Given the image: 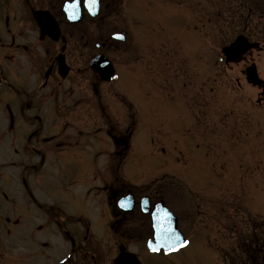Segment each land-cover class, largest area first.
<instances>
[{
    "label": "rangeland",
    "instance_id": "1",
    "mask_svg": "<svg viewBox=\"0 0 264 264\" xmlns=\"http://www.w3.org/2000/svg\"><path fill=\"white\" fill-rule=\"evenodd\" d=\"M131 1V63L116 85L130 100L132 136L123 160L111 166L118 168L124 188L138 196L157 183L168 185L162 190L173 196L165 199L190 238L188 247L171 256L143 253L142 258L145 264L256 263L245 244L264 239V0ZM242 34L256 47L240 63L220 61L222 48ZM245 60L247 70L242 71ZM116 61L122 65L120 54ZM110 99L109 105L118 107L117 99ZM72 132L76 137L73 128L65 135ZM12 139L9 135L4 142L2 161L15 162L18 156L8 154ZM80 140L81 145L71 139L59 153L46 154L45 162L37 161V170L23 177L35 201H62L69 212L81 208L100 237L98 217L107 216L108 209L102 194L87 197L86 191L92 169L107 166L105 155L91 162L106 145L102 137ZM82 166H87L85 174L79 171ZM12 170L2 168L0 176V236L10 245L0 252V264H29L27 235L34 231L37 211ZM6 232L11 235L3 236ZM33 234L45 241L43 233ZM53 236L52 264L59 250L67 249L60 235ZM104 241L100 246L108 252L111 238ZM140 242H129V249L140 253ZM11 247L23 259L13 262Z\"/></svg>",
    "mask_w": 264,
    "mask_h": 264
},
{
    "label": "flooded vegetation",
    "instance_id": "2",
    "mask_svg": "<svg viewBox=\"0 0 264 264\" xmlns=\"http://www.w3.org/2000/svg\"><path fill=\"white\" fill-rule=\"evenodd\" d=\"M67 1L70 2L0 0V155L8 146L4 142H9V135L13 136L10 142L13 150L8 154H18L15 162H5L0 157V176L3 175L2 168L13 169L17 180L23 182L34 212L37 211V216H32L34 231L27 235V242L32 247V252L26 255L29 264H40L41 258L44 264H52L55 234L62 237L61 245H66L67 249L65 252L59 250L54 264H115L120 247L122 252L129 251L137 257L134 260L129 257L126 264H132V261L145 264L142 254H154L147 251L142 240L151 237L153 229L150 212H141L139 198L147 196L151 206L162 201L171 208L165 199L171 191L162 190L168 185L157 183L153 190L138 196L124 188L126 183L120 179L118 168L111 166L112 162L119 160L120 163L125 157L130 140L128 108L131 104L116 84L123 73L129 72L126 67L131 63L130 29L135 10L130 7L131 0H100L96 16L92 17L82 5L80 20L72 22L63 9ZM121 5L126 8L123 17ZM114 33L124 35V41L114 39ZM118 54L123 58L122 65L116 61ZM95 56H102L112 63L116 73L114 80H103L99 72L93 71L90 61ZM110 98L117 99L118 107L109 105ZM55 124H59V128L49 135ZM67 128L75 129L77 136H73L74 132L65 135ZM84 137L97 140L102 137L101 141L106 145L101 153L93 154L91 162L93 164L100 155H105L107 166L92 169L89 176L92 183L86 191V195L93 194L92 197L102 194L100 200H105L108 209L107 216L100 214L98 217L96 226L100 237L92 231L91 222L82 215L81 208L69 212L62 201L51 204L35 201L36 197L25 186L27 182L23 177L31 176L37 170L36 162H45L46 154L59 153V149L69 146L71 139H75L74 144L81 145L84 141L80 142V139ZM85 148L88 149V145ZM9 155H4L8 158L5 160L12 158ZM79 171L85 174L87 166H82ZM126 193H131L136 202L129 212L117 207V199ZM177 219L180 221V215ZM137 227H140L138 235ZM35 231L45 235L44 242L33 237ZM5 234L11 235L6 232L3 236ZM105 236H109L113 244L107 247L108 252L100 246ZM46 240H50L51 245ZM3 241L4 237L0 236V252L8 245ZM131 241L141 243L140 253L129 249ZM36 247L41 254L38 255ZM11 251L15 252L14 257L11 256L13 262L23 259L18 256V249L11 247Z\"/></svg>",
    "mask_w": 264,
    "mask_h": 264
},
{
    "label": "snow or ice",
    "instance_id": "3",
    "mask_svg": "<svg viewBox=\"0 0 264 264\" xmlns=\"http://www.w3.org/2000/svg\"><path fill=\"white\" fill-rule=\"evenodd\" d=\"M98 3L99 0H70V2L65 5L64 11L68 14V19L76 20L79 18L82 5L85 9L92 12L93 15H96L94 9ZM224 51L228 53L230 58L234 59L237 63H240L243 47L234 46L232 49L225 48ZM241 70H247L246 60L244 61ZM121 207H125L123 202H121ZM170 221L171 216L167 213L165 214V219L163 222L159 216L154 218L156 243L149 242L148 246L151 251L160 252L163 250L168 254H171L174 251H179L182 248L188 247L190 244V241H188L186 238H181L176 233V230L172 227Z\"/></svg>",
    "mask_w": 264,
    "mask_h": 264
},
{
    "label": "water",
    "instance_id": "4",
    "mask_svg": "<svg viewBox=\"0 0 264 264\" xmlns=\"http://www.w3.org/2000/svg\"><path fill=\"white\" fill-rule=\"evenodd\" d=\"M99 4V3H98ZM98 4H97V6H96V8L94 9V11L96 12V14H97V12H98ZM66 5V4H65ZM65 5H64V8H65ZM91 14H92V12H91ZM67 16H68V14H67ZM95 16V15H94ZM80 17H81V15L79 16V18L78 19H76V20H79L80 19ZM76 20H72V21H76ZM234 46H237V47H243V52L241 53V55L246 51V50H248V49H250V48H252L254 45L253 44H251L245 37H243V36H238L236 39H235V41L234 42H232L231 44H229L228 46H226V47H224L223 49H222V51H223V53H224V55L226 56V60L228 61V62H233V61H235L234 59H232V58H230L229 57V55H228V53L227 52H225L224 51V49L225 48H228V49H232ZM103 59V58H102ZM100 57L99 58H95V59H93L92 60V62H91V67L94 69V70H96V71H98L100 74H101V76H102V78L103 79H105V80H110L111 78H113L114 77V70H113V68H112V66H111V64L110 63H107L106 64V62L104 61V60H102ZM122 202V200L120 201V203ZM119 203V204H120ZM125 205V207H123V208H125L126 210H129L130 209V207L128 206V205H126V204H124ZM147 207V209H148V205L146 206ZM170 214V216H171V225H172V227L173 228H175V230H176V233L181 237V238H183V236H182V234L177 230V226H176V218L174 217V216H172V214L160 203V204H158L157 206H156V209L154 210V212L152 213V222H153V224H154V218L156 217V216H159L160 218H161V221L163 222L164 221V219H165V214ZM149 242H152V243H156V240H155V236H154V238L153 239H151V240H148V242H147V247L149 248ZM150 249V248H149ZM126 259H129V257L128 256H125V255H123L122 253H121V255L117 258V260H116V263L117 264H126ZM132 264H134V262L132 261Z\"/></svg>",
    "mask_w": 264,
    "mask_h": 264
},
{
    "label": "trees",
    "instance_id": "5",
    "mask_svg": "<svg viewBox=\"0 0 264 264\" xmlns=\"http://www.w3.org/2000/svg\"><path fill=\"white\" fill-rule=\"evenodd\" d=\"M262 246H264V242L262 240H259V248H262ZM262 264H264V263H262Z\"/></svg>",
    "mask_w": 264,
    "mask_h": 264
},
{
    "label": "bare ground",
    "instance_id": "6",
    "mask_svg": "<svg viewBox=\"0 0 264 264\" xmlns=\"http://www.w3.org/2000/svg\"><path fill=\"white\" fill-rule=\"evenodd\" d=\"M251 43V42H250ZM244 53H246V52H244ZM130 141H131V139L129 140V144H130ZM128 148H129V146L127 147V150H128Z\"/></svg>",
    "mask_w": 264,
    "mask_h": 264
}]
</instances>
